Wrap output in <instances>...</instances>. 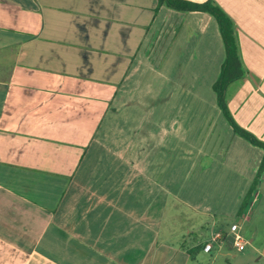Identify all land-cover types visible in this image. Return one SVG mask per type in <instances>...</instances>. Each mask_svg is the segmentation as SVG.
<instances>
[{
  "label": "crops",
  "instance_id": "1",
  "mask_svg": "<svg viewBox=\"0 0 264 264\" xmlns=\"http://www.w3.org/2000/svg\"><path fill=\"white\" fill-rule=\"evenodd\" d=\"M214 2L244 71L227 108L264 141V0ZM224 59L207 12L0 0V264H264L223 226L264 186V150L218 106Z\"/></svg>",
  "mask_w": 264,
  "mask_h": 264
},
{
  "label": "trees",
  "instance_id": "2",
  "mask_svg": "<svg viewBox=\"0 0 264 264\" xmlns=\"http://www.w3.org/2000/svg\"><path fill=\"white\" fill-rule=\"evenodd\" d=\"M159 1L175 10H180V11L197 10V11L207 12L215 18L225 48L224 63L222 65L220 74L213 86L217 94L218 106L220 107L223 115L228 120L233 131L236 134L240 135L241 137L245 138L253 145L258 146L264 150V141L259 140L252 133L239 126L233 119L226 104V88L228 84L242 77L244 73L239 58L234 23L231 20V18L214 2V0H206L204 2H193L190 0H159ZM263 170H264V155L261 160L257 176ZM256 182L257 179L252 184L249 192L246 194L243 200L242 209L244 208L245 205H247L251 197L252 191L255 189Z\"/></svg>",
  "mask_w": 264,
  "mask_h": 264
},
{
  "label": "rangeland",
  "instance_id": "3",
  "mask_svg": "<svg viewBox=\"0 0 264 264\" xmlns=\"http://www.w3.org/2000/svg\"><path fill=\"white\" fill-rule=\"evenodd\" d=\"M255 191L262 196V199H260V203L256 209L254 208L256 202L251 206V208L253 207L255 210H252L251 213L248 212L249 217L243 219L241 224L238 225V231L241 230V235L247 240L255 236L256 240L264 241V186L261 187L257 185ZM232 221L237 222L238 219L233 218L231 220H225L223 226L229 228Z\"/></svg>",
  "mask_w": 264,
  "mask_h": 264
},
{
  "label": "built area",
  "instance_id": "4",
  "mask_svg": "<svg viewBox=\"0 0 264 264\" xmlns=\"http://www.w3.org/2000/svg\"><path fill=\"white\" fill-rule=\"evenodd\" d=\"M226 239H227V236L223 237L220 233H217L212 237V240L218 244L223 243ZM228 239L230 240L232 246L238 251H242L247 245V241L245 240V238H243L241 233L238 231V225L236 223L231 224L229 228ZM203 249L204 251L209 252L212 249V244L206 243Z\"/></svg>",
  "mask_w": 264,
  "mask_h": 264
}]
</instances>
